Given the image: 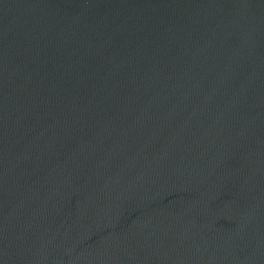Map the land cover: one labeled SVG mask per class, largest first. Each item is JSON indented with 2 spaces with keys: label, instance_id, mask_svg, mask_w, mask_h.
I'll use <instances>...</instances> for the list:
<instances>
[{
  "label": "water",
  "instance_id": "water-1",
  "mask_svg": "<svg viewBox=\"0 0 264 264\" xmlns=\"http://www.w3.org/2000/svg\"><path fill=\"white\" fill-rule=\"evenodd\" d=\"M0 264H264V0H0Z\"/></svg>",
  "mask_w": 264,
  "mask_h": 264
}]
</instances>
